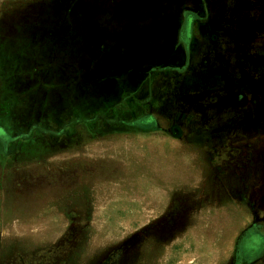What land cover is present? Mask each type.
Segmentation results:
<instances>
[{"label":"rangeland","instance_id":"1","mask_svg":"<svg viewBox=\"0 0 264 264\" xmlns=\"http://www.w3.org/2000/svg\"><path fill=\"white\" fill-rule=\"evenodd\" d=\"M21 2L0 264H264V0Z\"/></svg>","mask_w":264,"mask_h":264},{"label":"flooded vegetation","instance_id":"2","mask_svg":"<svg viewBox=\"0 0 264 264\" xmlns=\"http://www.w3.org/2000/svg\"><path fill=\"white\" fill-rule=\"evenodd\" d=\"M29 1L30 0H22V2L19 4L23 5V4L28 3ZM6 9H7V7H5L0 13V22H3L4 18L13 14V13H9L8 11H7L8 12L7 13ZM3 140L0 138V143L3 147H5L4 146L5 143L3 142ZM5 154L7 157L10 158V161H12V162L6 161L5 163L4 162L0 163L1 166L6 165L5 168H2L3 170L2 169L0 170V173H1L0 188L1 189L5 188V187L11 188V186L14 185L13 183H16L15 188H16V190H19L20 184H25L26 182L31 180L29 173L39 171L38 167L40 165H39V163H26V164L15 163V165L18 166L17 170L19 171L20 174L14 176L12 172L15 170H11L13 168V161H17L18 160L17 157H21V154H15V153H5ZM20 160H23V159H20ZM30 165H33V166L29 167ZM23 167H26V169ZM35 167H37V168H35ZM2 171L5 173H2ZM252 236H253V238H251L252 241H248L247 243H245L244 246H242L239 249V251H238L239 254H237V255L244 256V254H245L246 256H250V253L256 252L257 246H258V238H261V236L259 234H256L255 236H254V234H252ZM242 253H244V254H242ZM237 255H236V257H237ZM240 264H243V263L241 262Z\"/></svg>","mask_w":264,"mask_h":264},{"label":"crops","instance_id":"3","mask_svg":"<svg viewBox=\"0 0 264 264\" xmlns=\"http://www.w3.org/2000/svg\"><path fill=\"white\" fill-rule=\"evenodd\" d=\"M9 1V2H8ZM16 1H22V0H0V13H1V11L5 8V6L8 4V3H14V2H16ZM7 158V156H6V154L5 153H0V160H4V159H6ZM0 166H1V164H0ZM5 166L6 165H3V166H1L2 168H5Z\"/></svg>","mask_w":264,"mask_h":264}]
</instances>
